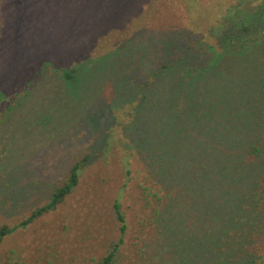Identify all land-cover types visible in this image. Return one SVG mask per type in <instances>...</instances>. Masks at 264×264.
<instances>
[{
  "label": "trees",
  "instance_id": "16d2710c",
  "mask_svg": "<svg viewBox=\"0 0 264 264\" xmlns=\"http://www.w3.org/2000/svg\"><path fill=\"white\" fill-rule=\"evenodd\" d=\"M0 1L4 62L15 68L13 49L25 50L23 73L58 72L97 138L0 240L55 210L102 156L119 161L177 264H264V0ZM113 125L125 142L109 154ZM112 209L118 238L99 264L126 235L119 199Z\"/></svg>",
  "mask_w": 264,
  "mask_h": 264
},
{
  "label": "rangeland",
  "instance_id": "374dc122",
  "mask_svg": "<svg viewBox=\"0 0 264 264\" xmlns=\"http://www.w3.org/2000/svg\"><path fill=\"white\" fill-rule=\"evenodd\" d=\"M7 40L1 29L0 227L11 228L49 201L71 164L91 152L97 138L84 121L81 106L66 100L58 72L33 65L23 73V64L30 62L24 60L25 50L19 49L12 51L19 65L7 66ZM111 92L105 83L100 103L108 104ZM87 107L95 114L96 105ZM116 117L122 122L127 116L117 112ZM117 128L113 125L106 131L109 154L124 149L125 139ZM118 162L100 156L84 163L76 186L55 210L0 240V264H99L118 238L112 209L118 199L127 228L109 264H177L164 241H156L152 211L141 204L131 182H125Z\"/></svg>",
  "mask_w": 264,
  "mask_h": 264
}]
</instances>
